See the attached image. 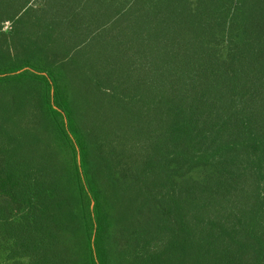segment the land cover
I'll return each instance as SVG.
<instances>
[{
  "label": "trees",
  "instance_id": "obj_1",
  "mask_svg": "<svg viewBox=\"0 0 264 264\" xmlns=\"http://www.w3.org/2000/svg\"><path fill=\"white\" fill-rule=\"evenodd\" d=\"M39 1L63 61L0 72V264H264V0Z\"/></svg>",
  "mask_w": 264,
  "mask_h": 264
},
{
  "label": "rangeland",
  "instance_id": "obj_2",
  "mask_svg": "<svg viewBox=\"0 0 264 264\" xmlns=\"http://www.w3.org/2000/svg\"><path fill=\"white\" fill-rule=\"evenodd\" d=\"M27 7L30 10V14L24 15L25 10L20 11L17 18L10 20L11 16H7L8 22L3 20L0 22V54H4L5 57H0V72H7L18 68L19 66L28 64V66H37V64L42 61L44 63L45 56L48 58L47 62H55L58 63L63 61L62 57L55 54V50L45 52L44 56L43 53H40L33 47L32 40H37L38 37L33 35L29 32H34L33 30H29L32 28L33 24L38 18L44 17V8L39 0H21V5ZM24 15V16H23ZM22 16V17H21ZM21 17V18H20ZM19 19L22 21H28L27 26H25V31L27 32L25 35L20 33L21 28H17L19 25ZM21 21V23H22ZM21 46V47H20ZM26 49V50H25ZM10 51L12 54L13 59H8V53ZM61 58V59H60ZM93 104V102L91 103ZM86 121V119L84 118ZM90 120H96V116H91ZM98 120V118H97ZM107 127V126H106Z\"/></svg>",
  "mask_w": 264,
  "mask_h": 264
}]
</instances>
